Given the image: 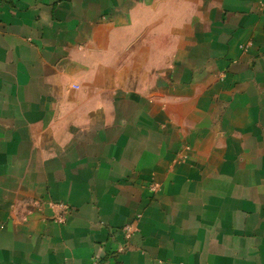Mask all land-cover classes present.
Masks as SVG:
<instances>
[{
	"label": "crops",
	"instance_id": "crops-1",
	"mask_svg": "<svg viewBox=\"0 0 264 264\" xmlns=\"http://www.w3.org/2000/svg\"><path fill=\"white\" fill-rule=\"evenodd\" d=\"M94 256L264 264V0H0V264Z\"/></svg>",
	"mask_w": 264,
	"mask_h": 264
},
{
	"label": "built area",
	"instance_id": "built-area-1",
	"mask_svg": "<svg viewBox=\"0 0 264 264\" xmlns=\"http://www.w3.org/2000/svg\"><path fill=\"white\" fill-rule=\"evenodd\" d=\"M158 185L157 184H153L151 186V189L153 191H155L157 189ZM137 231L136 228H134L132 225H127L123 228V232H124V237H125V243L121 248V251H125L129 248V240L131 239V237L135 234V232ZM120 251V250H119ZM90 264H102V260L99 256H94L92 258V261Z\"/></svg>",
	"mask_w": 264,
	"mask_h": 264
},
{
	"label": "rangeland",
	"instance_id": "rangeland-1",
	"mask_svg": "<svg viewBox=\"0 0 264 264\" xmlns=\"http://www.w3.org/2000/svg\"><path fill=\"white\" fill-rule=\"evenodd\" d=\"M190 6V5H189ZM187 8V7H186Z\"/></svg>",
	"mask_w": 264,
	"mask_h": 264
}]
</instances>
